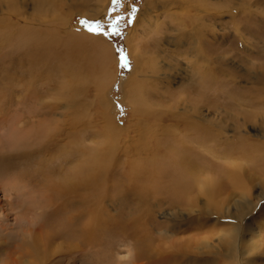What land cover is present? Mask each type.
<instances>
[{
  "label": "rangeland",
  "instance_id": "rangeland-1",
  "mask_svg": "<svg viewBox=\"0 0 264 264\" xmlns=\"http://www.w3.org/2000/svg\"><path fill=\"white\" fill-rule=\"evenodd\" d=\"M21 1L25 4L24 10L30 14L34 1ZM199 1L195 3L192 0V3L199 4ZM234 1L241 2L242 0ZM248 1L264 2V0ZM163 2L164 0H160L157 2V6L154 8L152 6L155 15V17L151 16L153 23L158 19L156 27L153 28V25L148 22L144 25L145 21H142L141 24L139 21L137 30L132 31L136 21L141 19L142 13L148 8L147 0H120L119 3L107 0L108 6L101 9V12L92 19L87 18L84 16V12H81L82 10L77 9L79 3H75L73 0L59 1L61 13H65L69 17L67 22L71 31L90 32V28L99 26L103 32L108 33L107 35L100 33L99 39H103L100 41L101 45L107 47L110 54L109 68L115 74L114 78L109 81L110 84L99 92L90 84L86 88L87 92H80L82 96L81 94L78 96L63 94L62 85L67 80L65 77L55 71H50V69L36 66L34 63L36 59L33 60L30 56L17 55L13 58L10 53L12 49L0 46V264H16V260L22 264H43V262L46 264L45 260L35 252H52L56 245H61L57 252H62V254L51 259L50 263L47 260L49 264H57V257L62 260L59 264H159L160 258L166 259L165 263L161 264H236L233 252H206L207 234L213 229L212 226L217 224L206 218V215H201L199 208H194V212L187 210L188 208L176 210L166 203L155 205L151 199L153 206L146 208V211L143 210L144 213L141 214L140 210L142 211V209L132 199L133 191H129L132 186L133 189L138 188L142 181L149 184L148 180L154 177L152 172L160 173L173 165L177 167L182 152V154L192 153L189 156L190 159L196 160L194 162L205 170L207 162L221 165L227 156L224 155L225 145L223 142H232L231 138H228L229 135L231 136L230 132L216 136L213 143L214 133L206 135V129L201 128L202 125L206 128V122L204 120L203 123L201 118L206 119V114H213L215 111L211 110L207 103L212 100L215 103L218 100L217 104H220L222 101L219 97L218 99L212 97L210 91L214 90L213 87L215 89L221 87L220 81H223L221 77L214 76L219 74L214 70L216 61L214 60L215 63L211 69L206 70L199 68L198 65L201 66V64L192 63L190 65V60L187 61L184 56H180L186 44L185 39L178 42V47L176 42L172 44V42L159 39L158 49L155 50L152 47L155 37L163 36L162 33L176 35L175 28L178 26L176 25L177 19L174 20L175 17L180 21L187 19L189 28H192L188 18L184 16L188 12V9L185 8L188 7L187 5H184L183 9H178L179 3L172 1L168 8L160 7L159 5H162ZM88 3L90 7H94L93 5L97 3L100 4L97 0H90ZM231 4L230 0L225 3L223 0H206L205 44L201 46V43L196 40L193 46L195 45L196 48L201 46L206 56L212 60L239 48L236 52L246 58L251 57L250 61L259 65V62L264 61V54L259 51L264 42V24L261 22L264 4L260 5V12L252 15L255 17L256 21L253 20L255 22H248L249 17L246 14L242 15L238 12L237 15L233 9V14L223 13L222 10H225V7H230ZM133 8H135L134 14ZM215 11L221 13L213 14ZM195 13H198L197 10L193 12V14ZM207 15L208 17H206ZM117 17H121L118 25L119 35L113 34L114 28L112 27ZM81 21H85V23H81ZM97 21L99 25H97ZM236 21H238L241 30L251 28L250 30L254 33H256L254 28L258 30V38H251L256 49L255 57H253L250 48L248 49L250 46L243 45L245 49L243 48L241 52L242 44L234 30L237 27ZM132 39L134 40L132 41ZM148 44L151 46L150 50L142 49L148 50L145 52L147 56L155 58L158 62L162 68L160 74L169 73L168 80L158 83L150 92L153 98L147 103L154 102L156 104L152 105L154 109L147 107L148 105L140 107L132 102V88L129 84L131 82L136 83L137 86L144 85L143 77H140L142 81L140 82L137 80L138 73L134 74L136 65L134 56L138 53V48L141 45L147 47ZM132 46H135V54L130 52ZM121 57L124 58L123 63L127 64L126 67L122 66ZM11 62L13 63L10 64ZM232 64L238 70L240 69L238 76L240 83L237 85L243 86V89L249 88V84L253 82L248 83L251 80L245 76L247 66L244 70L243 62L237 57L228 60V66ZM170 65L173 68H170ZM145 79L149 78L145 77ZM226 88L229 90L228 86L222 85V89ZM75 98L77 101L85 103L83 110L74 107L77 102ZM144 108H148V110ZM185 109L190 115L198 114L200 118L198 120L183 119L181 116L182 113H185ZM150 110L156 112V115L158 114V119L154 117V113L151 115L145 112ZM216 110L217 114L214 113L211 117L213 119L215 117L223 118L219 114L225 113V107L220 105ZM130 111L132 115H130ZM178 112L181 113V116L176 115ZM147 115L148 121L146 122ZM111 118L114 124L113 128L115 126L117 128L112 129L109 135L106 133V124ZM142 118L148 124L159 126L158 128L165 126L164 124L166 127L177 124L182 126L184 132L174 135V138L171 136L172 134L161 135L163 137H159L161 138L159 144L155 143L157 148L161 146L158 148L159 155L152 154L151 157H142L138 160L132 157L131 159L125 155V150H123L129 147L125 144L124 138L128 133L133 134L134 128L137 127L135 125L140 123L139 120ZM175 118L176 120H173ZM197 121L201 124H198ZM156 122H161V124ZM117 130L121 131L119 133L126 131L122 133L124 138L115 137ZM15 131L29 133L27 145L16 148L12 144ZM182 135L184 136L182 137ZM183 142L188 144L190 151L182 146ZM175 143L177 145H174ZM28 148L30 153L26 155ZM101 148H108L106 151L108 154H98L97 149L98 152H103ZM206 149L215 150V153L207 152ZM110 151L113 152L109 153ZM8 156L11 157L8 159ZM151 165H156L157 171ZM96 166L106 167L97 174L96 180L100 177V179L98 178L99 182L95 183V180L93 184L79 182L74 188L67 189L62 193H59V189L56 188H54L56 192H51V189L49 191V187L55 184V178L72 172L77 173V177L83 179L85 175H92ZM249 170L255 175L260 174L258 165L253 161H250ZM166 178L167 175L164 179L166 180ZM127 179L130 180L131 185L128 184ZM104 183L107 191L103 187ZM93 186H99L101 191L97 190L98 194H96ZM122 188H127V192H129L126 194L129 199L123 201L125 203L121 202L127 197L123 199L121 196ZM257 191L258 188H254L253 192L257 193ZM151 194L152 192L148 196L155 198L156 195ZM62 196H65L64 199ZM200 202H205L203 197ZM62 204L65 207H62ZM93 208H102L104 215L100 216L101 219L97 218L96 224L99 225L95 224V235L93 234L94 236L91 237L82 232V224L88 220V213ZM60 209L61 211H59ZM261 215L263 219L260 220L264 221V214L261 213ZM261 221L259 222V218L252 221V228L256 233L254 235H259L254 238L258 240L262 252H254L255 254L251 257L248 256L257 264H264V228L260 229ZM45 223H47L46 226H44ZM226 223L227 221H224V224ZM53 228H60L62 234L49 241L48 237H52L55 233Z\"/></svg>",
  "mask_w": 264,
  "mask_h": 264
},
{
  "label": "bare ground",
  "instance_id": "bare-ground-1",
  "mask_svg": "<svg viewBox=\"0 0 264 264\" xmlns=\"http://www.w3.org/2000/svg\"><path fill=\"white\" fill-rule=\"evenodd\" d=\"M33 1L34 4H32L33 5L32 12L30 14H27L28 12L24 10L25 4H23L21 0H0V46L3 47L5 46L12 49L10 50L11 51L10 53L11 55H13V58L14 56L17 55L30 56L31 58H33V60L36 59L34 62L36 66H41L42 68L50 69V71L51 70L55 71V73L61 74L63 77H65L67 80L62 85L63 86L62 89H64V92L62 91L63 94H72L73 96L74 95L78 96V94H81L80 92L83 93L87 92L86 88L89 87L90 84L96 88L97 92L105 89L107 85L110 84L109 81H111L112 78H114L115 73H113V71L109 68L108 63L110 61L109 58L110 54L108 53L107 47L101 45L102 42L100 41H103V39L102 38H101L102 40L99 39V37L101 36L100 33L94 31L82 32V33L80 31L79 32L71 31L69 29L70 25L68 26V22H67L69 17L66 16L65 13L63 14L60 11V4H59L60 0H33ZM73 1H75V3H79L77 5L78 7L77 9L82 10L81 12H84V16H87V18L89 17L90 19L97 16L101 12L100 11L101 9L103 10V8L108 6L107 0H97L100 4L98 3L96 5L94 4L93 5L94 7H90L88 3L90 0H73ZM158 1L160 0H147L148 8L145 9L144 13H142L141 19L136 21L137 23L135 22L136 25L132 31H136L137 25L140 22L142 24V21H145V24L143 22L144 25H146V23L148 22L149 24L153 25V28L154 26L156 27V24H158V19H156L157 22L155 21V23H153L151 16L155 17L152 6L153 8L157 6ZM172 1L179 3L178 9L181 8L183 9L184 5L188 6L185 7L188 9V12L184 16L188 18V21L190 22V26L192 28H189V25L186 22L187 19L185 21L183 20L180 21L179 18L175 17L174 20L177 19L176 25L178 26L177 28H175L176 35L172 36L171 34L168 35L167 33H162L163 36L161 35L158 38L155 37L152 47L155 48V50L158 49L159 47L158 45L160 41L159 39H162L163 41H169V43L172 42V44L173 43L175 44L176 42L177 43L176 46L178 47L179 46L178 42L181 41V39H185L186 44L184 45V48L182 50L183 52L181 51L180 56H184V58H186L187 61L190 60L191 62L190 65L192 63L201 64V66L198 65L199 68L206 70V69H211V66L214 65L215 63L214 60L216 61L214 70H216V72L219 74L214 76L221 77L223 81H220L218 79L217 81L218 82L220 81L221 87L216 89L213 87L214 90H210V91L212 97H215L217 99L219 97L220 99H222V101L220 100L221 103L219 102L220 104H217L218 103L217 100L215 104L214 101L212 100L207 103L208 105L207 104L206 105L209 108H211V110L212 109L215 110L214 113H216L217 111L216 110L217 106L219 107L220 105L224 106L226 110L225 113L221 112L219 114L223 117L220 119H217V117L213 119L212 117L214 113L210 114L208 112L209 114H206V119L201 118L202 122L205 120L206 128H204V125H202L201 128H203V130L206 129V135L214 133V136H212L213 143L215 141L216 136H220V134H229L230 132L232 137L229 135L228 138H231L232 142L230 143L223 142V145H225L224 155L227 156L225 157V160L221 165L207 162L206 170H205L199 164H196L194 162L196 160L190 159L189 156L192 155V153L182 154L183 153L182 152L180 153L181 156H179L180 161L178 160L177 162L179 167L178 166L176 167L174 165L171 167L168 164L169 167H167L166 170L160 173H156V172L151 173V174L154 173L153 175L154 177L148 180L149 184H146V182L142 181L141 185L138 186V188L135 187V189H133L132 186L131 187L132 189H129V191L131 190L133 191L132 195L134 194L133 195L134 197L132 199L136 201L138 206L142 209L141 211L138 207V210H140L141 214L144 213L143 210L146 211V208L152 207L153 203H155V205L166 203L167 205L172 207V209L174 208L176 210H178L179 208L180 209L188 208L187 210H190L191 212L192 211L194 212L195 210L194 208H199V213H201V215H206V218L211 220L213 223L215 222L214 224H217L215 226L211 225L213 229H211L207 234L206 247H205L206 252H221V253L233 252L234 255L233 259L236 261V262L234 261L236 264H255V263L257 264V262H253L255 260L250 259V257L251 255L255 254L254 252L256 253L262 252L261 248H259L258 240L254 238V237H258L259 235L258 236L254 235L255 230L252 228V221L258 220L259 218V222H260L261 221L260 219H263L261 213L264 214V61L262 63L259 62L260 63L259 65H257V63L251 62L249 59L251 57L246 58L243 55L242 57L240 55L241 53L236 52L239 48L235 51H230V53L228 52L224 56L221 55L216 58H213V60L210 59L209 57L206 56V53L201 48L202 44H205L204 32L206 31V29L204 27L206 26V18H205L206 14L204 15V12H206V7H205L206 0H200V1L198 0L200 2L199 4L192 3V0H164L163 2L164 5L162 3V5L159 6L168 8L169 5L172 4ZM225 1L228 2L229 0H223L224 3ZM230 1L232 3L231 6L225 7L224 8L225 10H222V12L223 13L229 12L233 14V12L235 11L237 12V15L238 12L239 14L242 15L246 14L247 17H249L248 22L255 20V17H253L252 15H255L257 12H260L259 8L264 4V2L263 3L258 1L249 2L248 0H242L241 2H235L234 0H230ZM193 2L195 1L193 0ZM263 7L264 5L262 6V10L264 9ZM232 9L234 11H232ZM196 10L198 13H195L196 14L195 15L193 14V12H195ZM262 10L261 12L264 11ZM215 13L217 14L221 12L215 11L213 14ZM206 17H208V15ZM261 22H263L264 24V14H262ZM236 23H237L236 24L237 27L234 30L235 33H237L236 37L239 39V41L242 44L240 49L241 52L243 51L244 48L243 45L250 46L248 47V49L250 48L253 57H255L254 55L256 54V49L254 47L251 38L253 39L258 38L257 36L258 30L254 28L256 33H254V31H251L250 30L251 28L249 30L247 29L241 30L240 25L238 26V21H236ZM194 30H196L195 34H194ZM142 34L144 33L142 32ZM133 40L134 39H132V41ZM196 40H198L201 43L200 47L196 48L195 45L193 46ZM145 44L147 43L145 42ZM140 47L138 48V53H136V55L134 56L136 59L134 74L136 75V73H138L137 80H140V82H142L140 79L141 76L145 81H144V85L141 84L138 86L136 85V83L129 82L130 87L132 88L131 98L133 99L132 102L139 105L140 107L142 105L143 106L148 105L147 107L152 108L153 107L152 105L155 106L156 104L154 102L147 103L150 99L153 98V95L150 92L152 91V88L155 87L158 83L168 80L169 73L166 72L165 75L163 74L164 76L160 74L161 72L160 69L162 68L160 67L158 62L155 60V58L151 56H147V53L145 52H148V50L142 49V48H147L150 50L149 47L151 46L149 44L147 47H145L144 45H141ZM134 48L135 46L130 47L131 49L130 52L132 54H135ZM259 49H260L259 51L262 54H264V42ZM233 57H237L240 59V61L243 62L244 70L247 66V69L245 70L246 71L245 76L246 78L251 80L248 81V83L253 82L252 84H249L250 85L249 88L243 89L244 88L243 86L237 85L240 83L238 81L240 69L238 70V68L233 64L228 66V60ZM12 63L13 62H11L10 64ZM170 66H171L170 68H173L172 65ZM146 68L148 69L146 70ZM30 70H32V68H30ZM145 77H148L149 79H145ZM222 85L228 86L229 90H227V88L222 89ZM135 87L136 89H134ZM84 106L85 103L84 102L82 103V101L80 100L77 101L76 104L74 105V107L78 108L79 110H83ZM163 107L165 106L163 105ZM144 109L148 110V108L147 109L144 108ZM73 111H75L74 108ZM145 112L151 115L154 113V117L158 119L157 116L158 114L156 115V112H153L152 110ZM182 114L183 115L181 116V113L178 112L176 115L181 116L183 119L186 120H193V119L198 120L200 118L198 114L190 115V113L187 112V109H185V113ZM130 115H132V112ZM147 117L148 115L146 116V122L148 121ZM176 118L173 120H176ZM111 120L112 118L110 119V121H107L106 124V129H107L106 133H108L109 135L112 129L117 128L116 126L115 128H113L114 124L112 122L113 120L112 121ZM139 121L140 123L138 122V124L135 125L137 127L134 128L135 131L133 132V134L128 133L124 138L123 137L124 135H122V133H125L126 131L119 133L122 131V129L121 131L117 130L115 134L116 138L119 139L124 138L125 144L128 145L129 147L127 146L128 148L126 149L124 148L123 150H125V155L131 159L132 157L135 159L137 158V160L138 158H142V157L144 158L149 156L151 157L152 154L155 156V154H158L159 152L158 148L161 147L160 146L157 148L155 146V143L159 144L161 140V138L159 137H163L161 135L172 134L171 136H173L174 138V135H179L182 134V132H184L182 126H178L177 124L175 125L173 124L174 126L168 125L166 127V124L162 122L165 126L158 128L159 127L158 125H157L158 127H155L151 123L148 124L145 122L143 118L140 119ZM156 123L161 124V122L159 123L156 122ZM198 124L201 123L198 122ZM14 133H15V137L12 140V144L15 145L16 148L20 147L21 145H27V139L29 138L28 136L29 133L17 132V131H15ZM112 135L114 136V134ZM183 136L184 135H182V137ZM115 144L116 143L114 142V145ZM182 144L183 147L185 146V148L188 151H190L189 147L187 146L188 144H185L184 142ZM174 145H177V143H175ZM227 145H231V146L227 148L226 147ZM167 146L170 148L168 144ZM168 147L165 148L168 149ZM101 149L103 152H98L97 149L98 154L107 153L106 151L108 148L105 149L101 148ZM113 151H110L109 153ZM197 151L199 150L197 149ZM206 151L213 152V154L215 153L214 152L215 150L212 151V149H206ZM28 153H30L29 148L27 149V152L25 154L27 155ZM10 157L11 156H8V159ZM197 157L199 158L198 155ZM207 160L209 161V159ZM250 161H253L255 164L258 165V169L260 173L259 175L258 174L255 175L249 170ZM137 162L139 163V161ZM151 167L157 171L156 165L153 166L151 165ZM94 168H95L94 169L95 171H93L94 173L92 175L88 173L89 175H85L83 179L78 178L77 173H72V172L68 175L65 176L61 175L60 177L55 178L54 179L55 184L52 187L51 186L49 187V191L51 189V192L53 191L56 192V190L54 189L56 188L57 190L59 189V193H62L67 189L70 190L71 188H74V186L76 184H79V182H82L84 184L85 183L93 184L95 180L96 183L100 179V177H98L99 179L97 178L96 180L97 174L99 172L101 173V171L106 167L96 166ZM166 175L167 178L165 180L164 177H166ZM133 177L135 178V176ZM140 178L142 179V177ZM127 181H129L128 184H130V180L127 179ZM105 183L103 187L106 185ZM93 187H94L93 189L96 191V194H98L97 190L101 191V189L98 188L99 186H93ZM256 187L258 188V191L257 193H254L253 190ZM127 191H128L127 188L123 189V193L121 194L123 199L127 196L126 194L129 193ZM150 192H152L153 196L156 195L154 196L155 198L153 197L150 198L148 196ZM201 197H203V200L205 202H200ZM60 199L62 200V198ZM127 199H129L128 196L124 200H121V202L126 201ZM151 199L153 203L151 202ZM95 202L96 204L98 203L96 199ZM62 207H65V205L62 204ZM59 211H61V209ZM140 213L138 212V214ZM88 214H89L88 220L85 221L84 224H82L83 225L82 232L87 233L92 237L95 235L94 230H95V224L97 222V218L100 217L101 215H104V213L102 212V208L99 209L93 208L92 210H90V213ZM98 219H101V217ZM224 221H227V223L224 224ZM47 223H45L44 226H46ZM259 224L261 225L260 229L264 228V221H261V223ZM53 229L55 233L52 237L51 236L48 237V239H50L49 241L56 239L58 235L62 234L60 228L57 229L53 228ZM245 232L248 233L246 234ZM60 247L61 245H56L52 252L49 251V252H35V253L40 257H42L45 260L46 264H49L51 262V259L53 260V258H55L56 256H60L62 254V252H57L60 249ZM57 259H56L57 264H59V262H62V260L59 259V257H57ZM47 260L49 261V263H47L48 262ZM165 260H166L165 258H160V261L158 263L159 264L165 263L164 262ZM15 262L16 264H22L18 260H16Z\"/></svg>",
  "mask_w": 264,
  "mask_h": 264
},
{
  "label": "snow or ice",
  "instance_id": "snow-or-ice-1",
  "mask_svg": "<svg viewBox=\"0 0 264 264\" xmlns=\"http://www.w3.org/2000/svg\"><path fill=\"white\" fill-rule=\"evenodd\" d=\"M113 2H114V3H119L120 0H113ZM134 13H135V8H133V14H134ZM120 19H121V17H117V18H116V21H115L114 24L112 25V27L114 28V33H113V34H115V35H119V34H120V32H119V27H118ZM81 23H85V21H81ZM96 23H97V25H99V22H98V21H97ZM89 30H90V31H94V32H99V33H102V34H104V35H107V34H108V33H106V32H103V29L100 28L99 26L96 27V28H90ZM121 60H122V66H125V67H126L127 64H126V63H123V61H124V58H123V57H121Z\"/></svg>",
  "mask_w": 264,
  "mask_h": 264
}]
</instances>
